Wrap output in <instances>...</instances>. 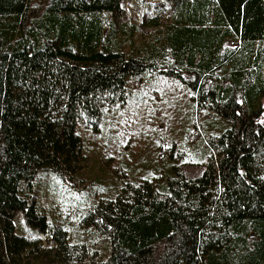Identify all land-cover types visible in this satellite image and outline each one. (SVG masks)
Here are the masks:
<instances>
[{
  "label": "trees",
  "instance_id": "1",
  "mask_svg": "<svg viewBox=\"0 0 264 264\" xmlns=\"http://www.w3.org/2000/svg\"><path fill=\"white\" fill-rule=\"evenodd\" d=\"M31 1L0 0V264H264V0H158L138 23L122 0ZM154 78L192 114L171 168L83 213L42 203L48 180L97 186L76 123Z\"/></svg>",
  "mask_w": 264,
  "mask_h": 264
},
{
  "label": "rangeland",
  "instance_id": "2",
  "mask_svg": "<svg viewBox=\"0 0 264 264\" xmlns=\"http://www.w3.org/2000/svg\"><path fill=\"white\" fill-rule=\"evenodd\" d=\"M48 0H32L29 15L39 14ZM158 0H122L123 17L138 23L151 2ZM140 32L144 28L140 26ZM145 33V32H144ZM128 95L104 109L95 129L76 123L75 131L83 144L87 174L98 178L97 186L71 190L65 183L56 185L45 181L40 193L42 203L64 208V201L80 206L81 213L98 196H113L121 178L137 181L143 177H156L171 168V156L185 142L188 130L193 127L191 110L184 107L187 92L178 85L166 92L158 78L147 82L128 81ZM259 121L264 124V95ZM199 121L202 115H197ZM198 124V119H196ZM189 135V134H188ZM173 161V160H172ZM183 171L188 176L196 175L200 166L187 164ZM62 185V186H61ZM56 187L57 192L52 189ZM61 187L63 190H60ZM41 192V191H40Z\"/></svg>",
  "mask_w": 264,
  "mask_h": 264
}]
</instances>
